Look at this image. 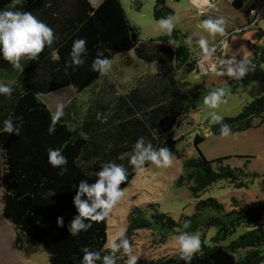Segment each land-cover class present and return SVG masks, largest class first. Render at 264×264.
<instances>
[{"label":"trees","instance_id":"1","mask_svg":"<svg viewBox=\"0 0 264 264\" xmlns=\"http://www.w3.org/2000/svg\"><path fill=\"white\" fill-rule=\"evenodd\" d=\"M236 8L242 7L235 0ZM25 11L54 30L56 39L35 60L22 59L21 69L13 67L0 54V80L13 88L11 96L0 95V127L11 117L21 125L19 135L0 132V183H3V214L17 232V244L44 247L50 264H78L81 248L108 254V217L92 222V227L77 236L68 231V224L77 214L73 204L76 185L80 180L93 183L102 162L114 161L128 169V180L137 173L128 163L135 141L143 136L154 146L168 147L173 154L180 142V128L191 106V97L182 89V75L201 71L199 58L192 46L184 43L189 33L174 29L171 37L162 34L142 40L139 27L129 18L122 0H102L94 6L90 0H0V10ZM157 20L176 15L167 0H155ZM87 41L85 63L67 67L72 42ZM173 39L179 45L168 43ZM97 49L111 62L117 58L124 66L135 58L155 66V73L136 78L133 86L120 77L123 69L106 75L91 70ZM254 66L257 65L253 64ZM252 65V66H253ZM118 71L119 74H118ZM69 89L72 99L63 105V116L48 132L53 112L43 96ZM43 95V96H42ZM190 95V94H189ZM261 116L264 128V94L256 96L238 116L224 117L232 132L249 129L255 117ZM218 124L211 133L219 134ZM206 135L196 134L194 145L198 157L184 160L180 183L188 181L194 196L199 197L212 185L227 180L243 185L244 168L224 164L225 158L208 160L199 145ZM59 148L67 158V171L48 163L47 149ZM151 164H146L150 166ZM53 195H50V193ZM236 206V204L234 205ZM192 220L203 219L207 228L216 227L211 243L201 241V253L194 254L191 264H261L264 261V223L261 214L255 217L243 207L226 210L217 199L199 200ZM214 210V213H211ZM211 213L210 215H206ZM62 216L63 226L57 217ZM249 219L247 231L231 239L240 219ZM126 236L133 245V236L141 229L179 227L170 214L148 213L135 206L129 215ZM164 238L166 235H163ZM122 253H117L120 257ZM126 256L117 259L124 264ZM154 264H185L179 253L167 254Z\"/></svg>","mask_w":264,"mask_h":264},{"label":"rangeland","instance_id":"2","mask_svg":"<svg viewBox=\"0 0 264 264\" xmlns=\"http://www.w3.org/2000/svg\"><path fill=\"white\" fill-rule=\"evenodd\" d=\"M235 0H219L221 16H202L198 8L190 5V0H167L169 6L174 8L176 15L173 17L174 29H180L189 33L193 38L192 48L198 56L204 55L196 44L200 36H204L210 44L219 45L221 60L235 57L237 60L247 59L251 62V70L240 80H235L226 75H217L208 71L206 75L197 79L199 72L185 73L182 75V89L191 97V106L180 128V142L177 151L172 154L173 165L168 168H157L154 165L145 166L143 172L136 173L132 180L124 187V196L114 206L107 221V243L121 229L129 228L128 215L135 206L143 207L148 213L170 214L179 224L175 230L166 228L162 230L141 229L133 236V250L138 256L137 264H154L159 258L167 254L179 253L176 237L181 232H189L199 236L200 241L211 243L217 233L216 227L207 228L203 219L192 220L196 214V205L199 200L215 198L225 209L243 207L251 216L261 214V222L264 223V128L261 126L262 117L257 116L253 120V126L242 131H235L228 137L211 133L210 119H206V113L211 111L204 103L203 98L211 91L225 88V102L215 109L223 117L238 116L244 105L256 96L264 94V17L258 20L257 25H251L240 33L235 30L233 23L243 26L248 23L247 13L249 4L242 0L241 9L233 5ZM123 6L134 24L139 27L140 38L147 40L162 34L159 28V20L154 17L153 9L155 0H122ZM188 8L195 19L187 17ZM183 10V11H182ZM186 12V13H185ZM195 14V15H194ZM223 17L225 34L209 36L200 27L199 23L205 18ZM230 20H229V19ZM228 19V20H227ZM173 29V30H174ZM217 64V68L224 65ZM257 65L252 67V63ZM112 68L123 69L122 80H131L134 74H138L143 68L137 60L133 59L126 66L119 58L112 63ZM208 69V68H204ZM138 72V73H137ZM74 92L62 89L52 94L43 96V100L50 109L55 112L58 105H65L72 99ZM190 94V95H189ZM196 134L206 135V139L199 145L203 155L208 160L218 158L224 160L233 168H244L247 176L243 178V185L221 180L212 185L199 197L193 195L191 183H180V175L183 172L185 159L199 156L194 145ZM3 183H0V264H50L48 254L44 247L36 244H17V232L13 223L3 214ZM236 204V206H234ZM214 215V210L211 212ZM208 213L206 215H210ZM249 219H240L237 232L231 239L237 238L247 231ZM185 222L189 226L184 227ZM163 235H166L165 238ZM107 248V244H106ZM108 249V248H107ZM264 264V261L261 263Z\"/></svg>","mask_w":264,"mask_h":264},{"label":"clouds","instance_id":"3","mask_svg":"<svg viewBox=\"0 0 264 264\" xmlns=\"http://www.w3.org/2000/svg\"><path fill=\"white\" fill-rule=\"evenodd\" d=\"M195 3V0H194ZM211 6V5H209ZM202 14V13H198ZM225 19L205 18L200 21L199 27L209 36L215 37L216 34H225ZM173 18L168 16L159 20V28L162 32L171 37L174 29ZM56 39L54 30L43 21L39 20L30 12L0 10V54L2 57L10 61L11 65L17 69H21V60H35L44 50L45 46H51ZM169 44L174 48L179 47L175 40L169 39ZM184 43L191 47L193 38L186 37ZM87 41L85 38L74 39L69 53L68 60L65 61L67 67L82 66L85 63L87 53ZM196 44L204 53V59L213 55L216 50L214 44L204 36H200L196 40ZM251 62L247 59L237 60L231 57L227 60L220 61L222 68H217L215 63L210 64L208 69L201 68L197 79L206 75L208 71L216 72L217 75H226L240 80L248 73ZM254 67V65L252 66ZM112 62L104 55V51L97 49L96 57L92 60L91 70L101 75H106L111 71ZM155 67L152 72L155 73ZM13 92L12 86L0 80V95L11 96ZM226 89L221 87L211 91L203 98L204 105L210 109L206 113V119H210L211 123L218 124L220 127L219 134L228 137L232 134L229 124L224 122V117L215 109L224 103ZM63 105L56 107L55 113L52 115V122L49 125V134L55 131V125L63 116ZM21 125L14 123L13 118L9 117L2 122L0 132L19 135ZM48 163L59 168V175H63L67 168V158L62 154L59 148L47 149ZM128 163L137 172H143L146 164L154 165L157 168H168L173 165V156L168 147L154 146L151 141L146 142L143 136L139 137L129 153ZM97 179L93 183L86 180H80L73 196V204L77 214L68 224V231L72 236L79 235L82 231L86 232L92 227V222L104 221L112 212L114 206L122 199L124 192L120 185L128 180V169L123 164H117L114 161L102 162L100 169L95 173ZM54 192L50 193L53 195ZM58 226L64 225L62 216L57 217ZM189 226L185 222L184 227ZM176 241L179 247V258L185 261V264H191L194 254L201 253V241L198 235L189 232H181ZM107 248L110 249L108 254L102 255L99 250H90L89 247L81 248L82 258H79L78 264H117L118 258L126 256L124 264H137L138 256L134 253L132 244L126 236V229H121L115 233L108 241ZM117 253H122L120 257Z\"/></svg>","mask_w":264,"mask_h":264},{"label":"crops","instance_id":"4","mask_svg":"<svg viewBox=\"0 0 264 264\" xmlns=\"http://www.w3.org/2000/svg\"><path fill=\"white\" fill-rule=\"evenodd\" d=\"M102 0H90V2L94 5V6H97L100 2H101ZM219 0H195V3H194V0H190V5L191 6H195L196 8H198V4H203L204 6H206L207 8H212V9H214V10H216V13H208V14H204V16L206 15H208V16H214V17H216V16H221V13L219 12V8H221V6L219 5V3H217ZM242 1V0H241ZM209 5H211V6H209ZM242 6H243V2H242ZM242 8V7H241ZM241 8H239V9H241ZM183 11V10H182ZM185 11H187V17L186 18H189V19H195V17H193L191 14H190V12H189V10H188V8L185 10ZM195 15V14H194ZM203 15H201V17H202ZM262 17H264V12L262 13V15H261V17H260V19L262 18ZM247 18H248V13H247ZM229 19V18H228ZM227 19V20H228ZM230 20V19H229ZM248 20H249V18H248ZM235 24H237V23H235ZM231 25H234V23L231 21ZM237 25H239V24H237ZM244 32V31H243ZM243 32H240V33H243ZM216 46V50H215V52L213 53V55L211 56V57H209V58H207V59H204V55H201V56H198L197 54V57L199 58V64H200V67H202V68H209V66H210V64H212V63H215L216 65L218 64V62L221 60V53H218V51H220V47H218L219 45H215ZM128 56H131V60H133V59H135V60H137V62L138 63H140L141 64V66L143 67V68H141V69H143L142 71H140L138 74H134L133 75V78L131 79V80H122V78L120 77V79L123 81V82H128V83H131V86H133V84H134V82H136L135 80H136V78L138 77V76H141V75H143V74H149V73H153L152 72V68L153 67H155L154 65H152V64H149V63H146V62H144V61H142V60H139V59H137V58H135L134 57V55H133V52H130V53H128ZM156 69V68H155ZM118 70H120L121 71V69H118ZM120 71H118V74H119V72ZM54 93V92H53ZM52 94V93H51ZM48 95V94H47ZM43 96V95H42ZM45 96V95H44Z\"/></svg>","mask_w":264,"mask_h":264},{"label":"built area","instance_id":"5","mask_svg":"<svg viewBox=\"0 0 264 264\" xmlns=\"http://www.w3.org/2000/svg\"><path fill=\"white\" fill-rule=\"evenodd\" d=\"M249 4L248 8V23L239 26L234 23V28L236 31L241 32L246 30L251 25H257L258 20L260 19L262 13L264 12V0H247ZM198 11L199 13H202L200 15L208 14V13H216V10L212 8H207L203 4H198ZM252 64H256V62H253ZM200 65V64H199Z\"/></svg>","mask_w":264,"mask_h":264}]
</instances>
